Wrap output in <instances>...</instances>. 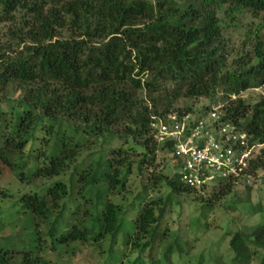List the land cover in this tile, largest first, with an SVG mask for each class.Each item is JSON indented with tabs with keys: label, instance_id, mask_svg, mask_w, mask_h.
<instances>
[{
	"label": "trees",
	"instance_id": "1",
	"mask_svg": "<svg viewBox=\"0 0 264 264\" xmlns=\"http://www.w3.org/2000/svg\"><path fill=\"white\" fill-rule=\"evenodd\" d=\"M246 14L263 28L264 0H0V24L12 23L10 36L23 45L14 55L0 46V172L28 189L14 204L21 228L0 234V264H65L82 245L109 237L114 246L124 212L108 195L125 188L138 158V170H147L159 149L175 168L173 143L155 139L159 119L213 109L181 108L182 100L212 103L222 90L223 120L264 146V95L254 105L238 97L264 88V42L257 38L251 53L229 63L224 36ZM85 152L90 160L78 162ZM71 168L68 184L60 177ZM261 170L264 149L240 178ZM232 179L218 180L221 195ZM46 180L54 181L30 191ZM158 181L170 194L140 207L129 244L149 251V264H172L184 251L179 239L165 240L163 220L172 198L194 189L177 173ZM231 248L234 264H264V224L237 232ZM141 255L131 264H144Z\"/></svg>",
	"mask_w": 264,
	"mask_h": 264
},
{
	"label": "rangeland",
	"instance_id": "2",
	"mask_svg": "<svg viewBox=\"0 0 264 264\" xmlns=\"http://www.w3.org/2000/svg\"><path fill=\"white\" fill-rule=\"evenodd\" d=\"M236 24L237 26L224 29L229 50V63L237 61L242 54L251 53L257 43V38L264 42V27L258 26L260 19L246 14L239 16ZM11 27L12 23L10 22L0 24V46L10 45L9 50L5 49L8 55H14L23 49L22 44L18 45L19 43L11 38ZM253 33H257V35L253 36ZM4 93L0 90V99L3 98ZM20 93L17 91L15 97H18ZM263 95L264 88H259L250 89L238 97L250 105H254L260 101ZM232 99L235 100L236 97L234 96ZM224 103L222 90L212 103L205 98L180 102L181 108L191 106L195 111L207 106L211 109L220 107ZM2 108L8 111L7 104H4ZM115 147L117 146L115 145ZM123 147H133V144L130 142ZM262 149L264 146L255 150L254 159L261 154ZM136 151L138 154L142 152L138 148ZM89 155V153H83L78 162L90 160ZM142 159L143 157L138 158V163L132 167L127 176L125 188L121 192L108 195L109 203L112 206H119L124 212L117 220V226L122 228V231L117 237L116 244L112 246V241L108 237L101 244L82 245L76 251L74 259L65 264H131L140 257L141 254L133 252L129 244V238L133 231L131 222L143 204L152 203V201L162 203L169 196L170 191L166 184L158 181L159 183L154 186V177L165 175L171 178L176 173L174 162L166 151L159 149L155 153V160L152 161L148 158L147 170L144 168L140 172L137 167ZM73 169L71 168L60 178L70 184V175L74 171ZM54 180L37 181L29 187L30 191L39 190L43 185H49ZM230 182L232 189L224 195L220 194L222 186L216 183L200 190H190V192L172 198V205L165 215L162 229L165 233V240L170 242L179 239L183 247L182 251H184L183 255L178 253L173 255L172 264H234L236 259L231 248L233 236L237 232L246 236L251 235L257 226L264 224V170L251 177L240 178L237 181L232 179ZM2 190H10V196L1 195ZM19 190L26 191L28 189L19 185L10 172L1 171L0 221L4 226V229L0 230L1 235H8L12 229L21 228V225L18 226V217L15 213L17 208L14 206L15 201L19 199L17 197L20 193ZM160 198H164L162 202H159ZM67 202L69 207L76 206L74 200ZM108 219H111L110 215H108ZM162 251V247L155 250L153 253L155 258ZM141 256L144 264L150 263L149 251ZM56 264L61 263L57 262Z\"/></svg>",
	"mask_w": 264,
	"mask_h": 264
},
{
	"label": "built area",
	"instance_id": "3",
	"mask_svg": "<svg viewBox=\"0 0 264 264\" xmlns=\"http://www.w3.org/2000/svg\"><path fill=\"white\" fill-rule=\"evenodd\" d=\"M222 106L205 117L170 113L155 125L159 144L173 143L176 173L191 189H203L220 178H240L263 145H250L246 132L223 120Z\"/></svg>",
	"mask_w": 264,
	"mask_h": 264
}]
</instances>
